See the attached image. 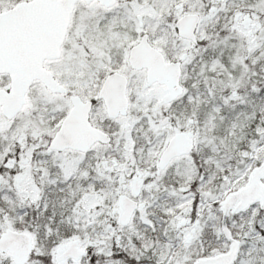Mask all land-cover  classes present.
I'll return each instance as SVG.
<instances>
[{
	"label": "snow or ice",
	"instance_id": "snow-or-ice-1",
	"mask_svg": "<svg viewBox=\"0 0 264 264\" xmlns=\"http://www.w3.org/2000/svg\"><path fill=\"white\" fill-rule=\"evenodd\" d=\"M0 264H264V0H0Z\"/></svg>",
	"mask_w": 264,
	"mask_h": 264
}]
</instances>
